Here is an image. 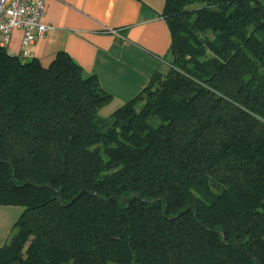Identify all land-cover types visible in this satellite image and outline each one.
<instances>
[{
    "label": "trees",
    "instance_id": "16d2710c",
    "mask_svg": "<svg viewBox=\"0 0 264 264\" xmlns=\"http://www.w3.org/2000/svg\"><path fill=\"white\" fill-rule=\"evenodd\" d=\"M161 16L168 73L109 118L66 53L0 48V264H264V0Z\"/></svg>",
    "mask_w": 264,
    "mask_h": 264
},
{
    "label": "crops",
    "instance_id": "0c3cea01",
    "mask_svg": "<svg viewBox=\"0 0 264 264\" xmlns=\"http://www.w3.org/2000/svg\"><path fill=\"white\" fill-rule=\"evenodd\" d=\"M44 2V23L50 30L28 53L23 51V31H14L7 49L11 55L37 59L48 68L58 53H66L86 75H95L102 90L112 96L106 109L122 107L155 74L168 73L172 35L161 16L165 0ZM4 219L0 217V222ZM10 233L8 227H0V248L8 243Z\"/></svg>",
    "mask_w": 264,
    "mask_h": 264
},
{
    "label": "built area",
    "instance_id": "2783aa9c",
    "mask_svg": "<svg viewBox=\"0 0 264 264\" xmlns=\"http://www.w3.org/2000/svg\"><path fill=\"white\" fill-rule=\"evenodd\" d=\"M44 10V0H0V48L7 50L13 32L21 30L23 51L28 53L50 30L44 23Z\"/></svg>",
    "mask_w": 264,
    "mask_h": 264
},
{
    "label": "rangeland",
    "instance_id": "374dc122",
    "mask_svg": "<svg viewBox=\"0 0 264 264\" xmlns=\"http://www.w3.org/2000/svg\"><path fill=\"white\" fill-rule=\"evenodd\" d=\"M117 108V107H116ZM113 107H110L108 109H104V111H102L100 113L101 117L103 118H109L117 109ZM24 211L23 207H16V206H9V207H5V208H1L0 207V217H4L6 218V220L4 219L3 222H0V227H8L11 231L10 236H13V234H15V229H14V224L17 222V220L20 218L22 212ZM15 220V221H13ZM6 225V226H5Z\"/></svg>",
    "mask_w": 264,
    "mask_h": 264
},
{
    "label": "water",
    "instance_id": "95a60500",
    "mask_svg": "<svg viewBox=\"0 0 264 264\" xmlns=\"http://www.w3.org/2000/svg\"><path fill=\"white\" fill-rule=\"evenodd\" d=\"M74 201L71 202V204H73Z\"/></svg>",
    "mask_w": 264,
    "mask_h": 264
}]
</instances>
